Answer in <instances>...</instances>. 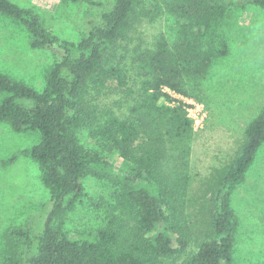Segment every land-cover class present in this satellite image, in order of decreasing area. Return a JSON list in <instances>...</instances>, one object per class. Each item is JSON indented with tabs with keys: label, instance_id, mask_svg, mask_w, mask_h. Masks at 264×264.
<instances>
[{
	"label": "trees",
	"instance_id": "1",
	"mask_svg": "<svg viewBox=\"0 0 264 264\" xmlns=\"http://www.w3.org/2000/svg\"><path fill=\"white\" fill-rule=\"evenodd\" d=\"M112 1L101 23L72 42L33 10L0 0V14L29 32L30 48L55 57L42 92L0 73V123L41 137L2 165L31 159L51 193L42 231L10 227L0 261L21 264L20 248L36 243L28 264H234L240 220L232 198L264 144V109L232 160L194 195V122L185 103L165 89L198 99L188 80L207 78L230 53L223 20L233 8L264 9V0ZM156 22L166 28L149 39L145 30ZM90 176L115 186L108 223L66 231L63 219L86 196ZM200 201L207 203L209 232L188 255L198 239Z\"/></svg>",
	"mask_w": 264,
	"mask_h": 264
},
{
	"label": "rangeland",
	"instance_id": "2",
	"mask_svg": "<svg viewBox=\"0 0 264 264\" xmlns=\"http://www.w3.org/2000/svg\"><path fill=\"white\" fill-rule=\"evenodd\" d=\"M11 1L33 10L57 36L72 42L82 40L99 25L113 3L93 0L97 5L91 6L71 0ZM165 28V23H153L146 28V37L152 39ZM220 29L229 42V55L215 62L207 78L188 80V88L198 99L173 97L185 103L194 122V195L232 160L248 125L264 109V9L255 5L233 8ZM30 40L20 23L0 14V73L42 92L55 57L48 50H32ZM40 139L38 132L17 133L0 123V254L6 249L5 235L10 227L30 228L36 235L46 222L51 193L41 180L38 164L22 156L11 165H2L4 159ZM83 141L93 145L85 137ZM84 185L86 196L63 219L66 231L85 232L108 223L115 203L114 184L90 176ZM204 205L207 203L200 201L197 211ZM232 205L240 220L234 264H264V144L245 181L234 192ZM203 212L197 218L198 239L191 243L188 255L208 236L207 213ZM60 224L56 220L54 227ZM35 253L36 243L23 245L19 250L21 264H28Z\"/></svg>",
	"mask_w": 264,
	"mask_h": 264
},
{
	"label": "built area",
	"instance_id": "3",
	"mask_svg": "<svg viewBox=\"0 0 264 264\" xmlns=\"http://www.w3.org/2000/svg\"><path fill=\"white\" fill-rule=\"evenodd\" d=\"M165 91L166 92H168L170 95H173V97H178L179 95H177V94H174L173 92H171L169 89H165ZM180 98H182L181 96H179ZM189 111V110H188ZM188 116H189V114H188ZM190 117V116H189Z\"/></svg>",
	"mask_w": 264,
	"mask_h": 264
}]
</instances>
